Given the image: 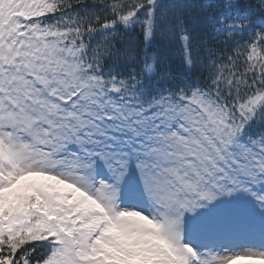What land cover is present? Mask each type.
<instances>
[{
  "label": "snow or ice",
  "instance_id": "snow-or-ice-1",
  "mask_svg": "<svg viewBox=\"0 0 264 264\" xmlns=\"http://www.w3.org/2000/svg\"><path fill=\"white\" fill-rule=\"evenodd\" d=\"M0 264H264V0H0Z\"/></svg>",
  "mask_w": 264,
  "mask_h": 264
},
{
  "label": "trees",
  "instance_id": "trees-1",
  "mask_svg": "<svg viewBox=\"0 0 264 264\" xmlns=\"http://www.w3.org/2000/svg\"><path fill=\"white\" fill-rule=\"evenodd\" d=\"M172 67L173 70L177 73L183 71V66L181 64L180 57L178 56V52L174 49L171 53Z\"/></svg>",
  "mask_w": 264,
  "mask_h": 264
}]
</instances>
